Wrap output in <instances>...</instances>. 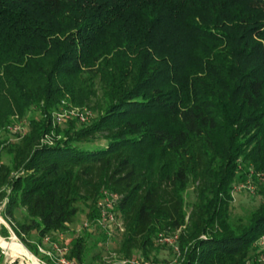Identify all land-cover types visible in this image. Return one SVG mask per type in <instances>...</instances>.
<instances>
[{
    "label": "trees",
    "instance_id": "16d2710c",
    "mask_svg": "<svg viewBox=\"0 0 264 264\" xmlns=\"http://www.w3.org/2000/svg\"><path fill=\"white\" fill-rule=\"evenodd\" d=\"M64 77L99 87L92 122L57 125L63 97L85 101ZM30 107L40 116L28 130L7 127ZM263 130L264 0H0V213L22 237L68 230L79 202L94 221L106 188L123 226L99 232L120 238L112 264H164L150 256L155 236L182 225L177 264H259L250 250L264 234V191L246 219L229 206L243 165L262 167ZM148 147L172 168L140 174L134 158ZM90 233L67 241L68 257L99 264Z\"/></svg>",
    "mask_w": 264,
    "mask_h": 264
},
{
    "label": "rangeland",
    "instance_id": "374dc122",
    "mask_svg": "<svg viewBox=\"0 0 264 264\" xmlns=\"http://www.w3.org/2000/svg\"><path fill=\"white\" fill-rule=\"evenodd\" d=\"M65 80H73L76 84L81 85V95L84 96L85 101L84 103H76L74 101H70L68 99L69 96L63 97L57 104V107L54 108V112L57 111H64L67 109V114L64 115V117L61 120H55L57 125L59 127H66L68 124H70L72 121L75 122V127H79L81 124H86L92 122L96 117L98 116V109L94 106V102L100 99V89L97 87L96 94L87 93V87L83 84L82 79L77 77H64ZM97 86V85H95ZM88 95L87 100L85 95ZM88 101L87 103H85ZM74 109L76 113L82 112L84 110H89V114L85 117L84 120L79 119L78 114H71L69 110ZM40 112L39 110L30 107L28 108L23 114H20L18 111L15 110L13 113L12 118L10 119V122L7 124V127L9 126H18V129H20L22 132L28 130L29 123L28 120L31 117H39ZM8 140L12 141L15 139V133L11 131H7ZM62 132H57V134H53L55 136H59ZM51 136V135H50ZM50 136L48 135L46 138L50 139ZM98 144H104V139H99L95 141ZM261 143L264 146V130L261 137ZM88 145H92V142L87 143ZM3 159L6 160V155H3ZM168 157L163 155L162 151L158 147H148L144 150L143 153H137L135 155L134 161H135V168L140 171V174H154L156 175L157 172L161 170H169L172 168L173 164H170L168 166H163L162 161H166ZM263 164L261 168H254L253 165L249 162L245 166L248 168V172L246 173V176L244 179H238L236 178L232 185V200L230 202L229 206V216L232 220L237 221L239 219H246V217L250 214V212L258 207V205L263 200V191H264V159L262 160ZM198 185V180H191L189 182V185L186 189L185 193V200H186V209L189 211L191 204L193 201L196 200V186ZM79 210L77 214L74 216L73 220L69 223L68 230L62 232L63 238L59 239V232H53L52 234H48L50 238L55 239L60 242V244L66 243L72 236H75L76 234H79L84 229V224L87 222V226L90 229V236L87 241V258L89 262H97L99 264H112L120 262L118 259L121 257L117 247L120 241L119 236L114 234L112 237H104V235H100L99 232H101L103 229H105L102 225V223L99 221L97 217L94 219V221L91 222L90 218L87 216L88 212V206L87 204L83 202H79ZM2 208V204H0V210ZM24 211L23 207H20L17 209V215H21V212ZM114 211H117L116 216H119L120 211L116 210V207H114ZM5 227L7 230L6 234H2L1 230L2 227ZM103 228V229H102ZM183 228V225L180 230ZM166 233H171L172 230H162ZM14 235L16 240L23 244L33 255H35L37 258L46 260V256L44 251H41L39 248H37V251L34 250L33 246L37 244L41 246H47V244H43L42 239L40 240V236L38 235L37 231L35 229H32L29 233L25 234V236L18 235L13 228L11 227L10 223L1 215L0 213V244L2 242L7 243L9 238ZM264 236V234H263ZM17 241L13 242V247L18 248L19 244ZM254 249L250 250L251 253L255 252L258 254L256 257L259 260V264H264V259L260 260V257H264V242L259 243L255 242L254 246L252 247ZM0 264H33L29 258L26 256H20V255H10L6 253V250L3 248H0ZM96 253V255L94 254ZM94 254V256H93ZM139 253H135L134 256H138ZM54 256V255H53ZM150 256L155 257L164 264H177L179 260V254L176 255L172 248L161 242H155L154 246L150 250ZM255 256V255H254ZM54 259V258H53ZM55 260V259H54ZM48 261V260H47Z\"/></svg>",
    "mask_w": 264,
    "mask_h": 264
},
{
    "label": "built area",
    "instance_id": "2783aa9c",
    "mask_svg": "<svg viewBox=\"0 0 264 264\" xmlns=\"http://www.w3.org/2000/svg\"><path fill=\"white\" fill-rule=\"evenodd\" d=\"M69 111H71L70 112L71 114H75V115L78 114L80 120H84L85 119L84 116L86 117L90 112L89 110H84L82 112L76 113L74 112L75 111L74 109H71ZM66 114H67V109H65L64 111L53 112L54 120H61ZM18 126L19 125L12 127L9 126V127L15 131L22 132L20 129H18ZM118 198L119 195L117 193L112 192L105 188L102 190V195L98 198L96 202L98 208V215H97L98 222L100 221L102 223L103 227L106 229V231L109 234H111L114 230L123 229L122 220L116 216L113 210ZM87 225H88L87 222H85L84 226ZM178 233H179V228L171 233H166L165 231H159L158 234L155 236V241L169 245L172 248L173 252L176 255H178L180 252L179 246L177 244ZM62 236L63 233L60 232L59 239L63 238ZM42 242L43 244L44 243L47 244V246L44 247L37 244V248H39L41 251H44L46 256L45 261L38 258V260L42 264H86L84 262L78 263L75 259L67 256V252L69 250V245L67 244V242L64 244H60L58 239L57 240L52 239L50 238L49 235L43 236ZM257 242H259L260 244L263 243L264 236L263 235L260 236ZM259 259L262 260L264 259V257L262 256ZM122 261H126V260L124 259ZM132 261L138 262L137 259L131 260V262ZM140 261L144 264H149V261L142 259Z\"/></svg>",
    "mask_w": 264,
    "mask_h": 264
},
{
    "label": "bare ground",
    "instance_id": "6f19581e",
    "mask_svg": "<svg viewBox=\"0 0 264 264\" xmlns=\"http://www.w3.org/2000/svg\"><path fill=\"white\" fill-rule=\"evenodd\" d=\"M14 241H17L15 236L12 235L8 242L7 243H4L2 242L0 244V248H3L4 250H6V253L7 254H10V255H20V256H26L27 258L30 259V261L33 263V264H42L38 258L33 255L23 244H21L20 242H18L19 244V247L15 249V247H13V242Z\"/></svg>",
    "mask_w": 264,
    "mask_h": 264
}]
</instances>
